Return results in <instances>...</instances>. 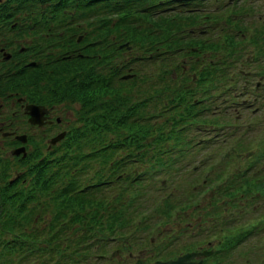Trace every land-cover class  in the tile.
I'll use <instances>...</instances> for the list:
<instances>
[{"label": "trees", "instance_id": "1", "mask_svg": "<svg viewBox=\"0 0 264 264\" xmlns=\"http://www.w3.org/2000/svg\"><path fill=\"white\" fill-rule=\"evenodd\" d=\"M23 1L3 0L2 6L20 7ZM261 3L264 0H28V7L35 11L41 5L42 13L52 14L58 29L64 31L44 40L43 49L50 50L53 60L49 57L47 63L40 64L24 58L13 73L17 79L31 80L33 86L36 79L43 85L54 79L57 91L53 98L78 103L74 123L79 119V124L71 125L64 142L54 148L63 145L61 154L49 157L40 147L16 156H0V264H97L101 259H113L115 249L129 248L125 232L137 241L140 229L150 231L157 224L161 226L183 204L179 198L173 200V191L157 193L156 185L154 204L145 206L142 183L174 164L181 167L177 162L183 144L188 145L195 133L186 134L191 122L199 123V129L206 128L202 123L210 124L215 127L214 136L221 135L216 158L222 165L237 157L241 145L254 144L247 146L250 154L239 168L241 175L249 176L234 172L232 192L221 183L223 180L218 184L213 181L221 179V167H211L213 176L203 177L207 184L201 191L209 189L211 181L209 195L214 187H218L215 191L226 189L224 194L233 202L251 189L264 194V130L253 139L245 133L236 135L234 124L229 126L236 135L232 139L227 136L230 128L225 126L232 124L228 106L207 117L204 110H209V105L202 101L207 94L208 99L211 97L206 84L211 76L226 77L228 64L239 59L240 43L260 45L264 19L252 26L245 15ZM210 4L215 7L207 9ZM66 14L80 17L78 23ZM247 29L250 34L245 35ZM20 50L25 53L32 46L24 44ZM251 118H256L254 126H260L264 113ZM214 139L211 137L201 148L212 151L209 145ZM104 140L103 147L96 146ZM205 140L200 137L195 145ZM149 151L152 160L145 164L147 168L125 170L138 160L135 157ZM117 152L122 154L117 156ZM210 159L208 154L196 158L199 162ZM97 160H101L100 165L92 164ZM260 160L261 165L252 170ZM205 163L209 162L200 165H210ZM97 165L104 169L102 175L87 173ZM12 172L14 177L9 176ZM19 179L28 182L23 185ZM159 186L163 189L164 183ZM192 190L186 192L184 188L182 194L188 198ZM120 191L128 195L122 196ZM181 198L186 203V197ZM203 206L207 214L216 212L217 222L206 221L202 230L184 232L186 235L203 232L201 241L215 242L219 247L216 252L224 256L235 254L246 241V252L238 251L240 256L259 257L264 233L258 236L254 232L264 230V210L235 220L220 218L222 209L210 199ZM218 231L222 233L219 237ZM209 236L214 239L208 242ZM247 236L255 237L256 242L250 244ZM146 237L152 241V236ZM191 242L178 246L171 242V250L186 252L195 247Z\"/></svg>", "mask_w": 264, "mask_h": 264}, {"label": "rangeland", "instance_id": "2", "mask_svg": "<svg viewBox=\"0 0 264 264\" xmlns=\"http://www.w3.org/2000/svg\"><path fill=\"white\" fill-rule=\"evenodd\" d=\"M214 8L215 4L207 6L208 8ZM246 18L250 19L251 21L248 22L253 25H258L260 19H264V3H261L259 5L254 6V11L252 13H247L245 15ZM247 23V21H246ZM247 32V34L245 33ZM245 32H242L240 34L245 33V35L250 34V29L245 30ZM240 45V57L235 62L228 64L227 66V74L226 77H222L217 75H212L210 81L206 82L207 86L211 88V97L208 99V96L205 95V97H202V101L206 102L209 107L204 112L208 113L206 114L207 117L214 116L216 113V109L221 107H226L229 114H231V123L232 124H226L225 126L230 128L227 132V136L231 137L232 139L234 136L238 135V133H245V136H249L250 138L257 139L258 133L262 132L264 130V122L260 126H254V119L251 118V116H258L260 113H264V50H259L262 47H264V38L260 41V45L257 46L254 44V42L250 41H244L239 44ZM239 47V46H238ZM220 50L223 52V48L220 47ZM206 59H208L209 54L206 53L204 55ZM194 57V56H193ZM190 71V70H189ZM187 84L192 85V81L185 82ZM140 85V83L138 84ZM137 85V86H138ZM247 86V87H246ZM256 86V87H254ZM200 94H202L200 92ZM210 101V102H209ZM211 103V104H210ZM261 103H263L261 105ZM78 103L75 104L73 107V113L75 116L76 110H77ZM212 106V109H211ZM263 111V112H262ZM252 113H256L252 115ZM152 120H160V118H153ZM69 123V122H68ZM79 119L75 121L73 124L78 125ZM204 124L203 126L206 127L204 129H199L200 124L191 122L189 124L188 130L186 134L192 132L194 133L190 143L183 146H185L183 154L181 159L177 162L180 164V168H177L174 164L171 166L167 171L163 172L160 171L156 173V175L153 176V178H147L145 183H142V187L146 188L144 192H142V195L144 194L145 197V206L154 204L155 200H153L157 195L155 190L153 188L157 185L159 188L157 190V193H162L168 190V192L173 191L174 198H179L180 204H183L182 206H179L173 215L169 217V219L165 220L164 223L160 225H155L153 230L148 231L147 229H140L137 234V241H134V239H130V235L128 232H125L124 235L127 236L129 244V248H122V249H115L113 254V259H101V261L97 264H132L131 262L134 261V258H132L135 255H143L147 256L149 252H153V256H157L159 258L164 256V253H157L159 250L157 249L162 244L171 245L172 246L179 244L186 243L187 240H191L192 242L190 244L194 246H202L205 245L206 242L201 241L202 235H205L202 233H192V235H186L184 232H194L198 230H202L201 226L203 224H206V221H211L212 223L217 222L216 220V212H213L212 215L207 214L205 212L204 201L207 199L212 200L215 202V204L222 210L219 211L218 214H220V218L227 217L228 219L230 217L234 218L235 220H242L247 215H256L258 212L264 210V194H258L254 189L248 190V193H245L241 196L236 197L237 200L233 202L230 197H227L226 194H224V191H227L226 189L232 192V188L234 186V180L235 175L234 172H238L240 176L242 177H248L247 173L244 175H241L240 167L242 168L243 162L246 160V157L249 156V150L248 147H252L254 144H250V141H248V145H241L242 148L237 150L236 158H231L229 163L222 165L221 162H219L216 158V148H217V142L220 140V134H218L217 137L214 136L215 130L212 125L210 124ZM234 124L237 125V132L235 131V134H231L232 130L231 127L234 126ZM231 126V127H229ZM68 128V127H67ZM71 127H69L70 129ZM223 130H225V127H222ZM196 130V131H195ZM225 136V135H224ZM222 136V138H224ZM205 138V142H200L199 145H195V141L200 138ZM215 138L209 145V148L212 149L207 152L206 148L203 147L204 144H207L210 138ZM65 137L60 138L59 140L54 141L51 143L50 146H45L43 148V152L47 154L49 157H53L55 154H61L64 152V146L61 145L59 149H54L57 144H61L64 142ZM105 143V140L101 143H97L96 146L103 147ZM192 143V144H191ZM246 144V143H245ZM248 146V147H247ZM48 147L50 151H48ZM178 150L181 149V147H176ZM188 148V149H187ZM53 149V150H52ZM174 150V147L171 148ZM257 150V149H255ZM252 150V151H255ZM48 151V152H47ZM122 152H117L115 155L120 156ZM204 154L210 155V160L208 161H202L199 162L196 160L197 157H203ZM114 155V154H112ZM152 152H146L143 156L135 157V159H138L132 163V166H129L127 169L128 171L134 172L135 169L138 168H147L144 167L145 164L149 163L150 160H152ZM246 155V156H245ZM1 156V154H0ZM116 157V156H114ZM113 158L110 157L108 159ZM195 160V161H194ZM101 161V160H100ZM100 161L97 160L95 162H92V164H99ZM175 162V161H174ZM199 162V163H198ZM203 162H209L205 164L207 167H203L200 164ZM261 160L257 161V163L252 167V170L257 169L256 165H261ZM98 166V165H97ZM95 166V167H97ZM194 166V167H192ZM191 167V168H190ZM216 167H221L223 170L221 172V179L214 178L213 181H215V184H218L222 180V184H226V189L224 191H215L218 189V187H214V193L209 195L211 192V185L212 182L209 181L208 184L210 185L209 189H206L204 191H201V188L205 186L207 183L204 184V178L207 174H210V176H213L212 169ZM207 168V169H206ZM97 170V171H96ZM88 174H95L96 176L102 175L104 169L98 166V168H92L88 169ZM171 172V174H169ZM97 173V174H96ZM79 174V173H78ZM10 177L15 176V172H12L9 174ZM210 177V178H211ZM224 177V178H223ZM155 181V184L152 185L150 181ZM142 181V182H144ZM189 181H191L189 183ZM27 181H24L23 179H19L18 183H22L23 185L27 184ZM164 183L163 189H161L160 183ZM233 183V185H232ZM114 186V185H113ZM216 186V185H215ZM115 187V186H114ZM118 187V186H117ZM117 187H115L117 189ZM184 188H186V192L188 190H192L187 198V195L185 196L182 194ZM116 189H111L115 191ZM122 193V196L128 195L127 191H120ZM151 192V193H150ZM192 192H198V193H192ZM148 194L150 195L149 197ZM193 194L192 196H190ZM231 196V194H229ZM181 197H186L185 201L186 203L182 202ZM192 197L197 198V201H192ZM233 197V194H232ZM202 198V199H201ZM230 199V200H229ZM201 200V201H200ZM200 201V202H199ZM199 202L200 204H198ZM236 204V205H234ZM224 209V210H223ZM227 214L229 216H227ZM233 223V222H232ZM216 225V224H215ZM218 227V225H216ZM263 226V224H262ZM264 228V226H263ZM217 231V229L215 230ZM220 233V234H219ZM255 235H260V233H264V230L259 228V230L254 232ZM221 232H217V236L221 235ZM146 235H149L152 241H149ZM218 236V237H219ZM248 237V236H247ZM210 241L213 238V236H209ZM250 244L255 241V237L251 236L247 239ZM218 241V240H217ZM216 241V242H217ZM246 243L244 242L243 245H240L236 250L235 254L230 252L228 254V257H224L221 261V264H259L262 262L264 264V247H262V251L259 250V257L254 255H248V259H246V256L241 257L240 253L238 251H245L246 252ZM142 244V245H140ZM213 245L215 244L212 243ZM217 244H220L218 242ZM175 247V249L177 248ZM183 247V246H182ZM181 247V248H182ZM219 247H217L218 249ZM131 252H130V251ZM252 253L255 252V249L251 250ZM217 252H214V255H216ZM205 255V254H204ZM130 256V257H129ZM129 257V258H128ZM210 257L213 258V254L210 255ZM126 258V259H125ZM244 259V261L242 260ZM146 260V259H145ZM111 261V262H110ZM243 261V262H242ZM206 261H204L203 264H205ZM220 262V261H219ZM142 264L144 262L142 261ZM216 264V263H215ZM220 264V263H219Z\"/></svg>", "mask_w": 264, "mask_h": 264}, {"label": "flooded vegetation", "instance_id": "3", "mask_svg": "<svg viewBox=\"0 0 264 264\" xmlns=\"http://www.w3.org/2000/svg\"><path fill=\"white\" fill-rule=\"evenodd\" d=\"M3 4V0H0V154L3 156L13 153L16 156L23 154L26 149L44 148V145L47 147L62 138L74 124L76 116L72 110L75 102L53 98L57 91L54 89V79H50L47 85L36 79L33 86L31 80L27 82L22 78L17 79L13 73L24 62V58H28L31 63L48 62L50 50L43 49L44 40L56 38L57 34L64 31L58 29L59 23L53 20L55 17L42 13L41 5L35 11L32 10L28 7V0L23 1L20 7H6ZM66 17L76 24L80 18L74 14H66ZM24 44L32 46V50L22 53L20 49ZM53 58L55 57H50V60ZM39 71L42 72V68ZM58 134L59 137L53 140ZM157 249L160 253L165 252L163 257L153 256V252H149L147 256H133V262L162 264L159 259H174L182 253L171 250V245L166 244ZM186 250L206 252L202 256L205 264H221L222 259L228 257V254L224 256L218 252L214 255L217 246L212 243ZM212 254L214 256L211 259ZM200 257L201 255H194L191 259L199 260Z\"/></svg>", "mask_w": 264, "mask_h": 264}, {"label": "water", "instance_id": "4", "mask_svg": "<svg viewBox=\"0 0 264 264\" xmlns=\"http://www.w3.org/2000/svg\"><path fill=\"white\" fill-rule=\"evenodd\" d=\"M128 74H124V76H127ZM59 134L56 135L54 139L58 138ZM206 254V252L204 251H190V252H186L184 254L179 255L176 259H169V260H165V261H160L162 264H202V256ZM194 255H201L199 260H194L191 259ZM134 264H140L139 262L136 261V263Z\"/></svg>", "mask_w": 264, "mask_h": 264}]
</instances>
